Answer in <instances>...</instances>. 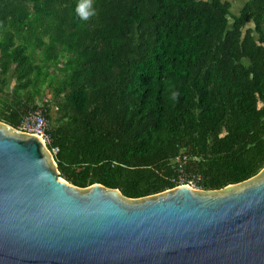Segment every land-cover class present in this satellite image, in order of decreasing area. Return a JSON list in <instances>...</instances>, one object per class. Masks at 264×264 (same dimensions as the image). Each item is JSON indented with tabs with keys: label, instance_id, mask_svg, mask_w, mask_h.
<instances>
[{
	"label": "trees",
	"instance_id": "1",
	"mask_svg": "<svg viewBox=\"0 0 264 264\" xmlns=\"http://www.w3.org/2000/svg\"><path fill=\"white\" fill-rule=\"evenodd\" d=\"M92 2L82 21L78 0H0V122L41 110L59 177L128 199L256 176L264 0Z\"/></svg>",
	"mask_w": 264,
	"mask_h": 264
},
{
	"label": "water",
	"instance_id": "2",
	"mask_svg": "<svg viewBox=\"0 0 264 264\" xmlns=\"http://www.w3.org/2000/svg\"><path fill=\"white\" fill-rule=\"evenodd\" d=\"M55 166L39 138L0 122V264H264V168L128 199Z\"/></svg>",
	"mask_w": 264,
	"mask_h": 264
},
{
	"label": "built area",
	"instance_id": "3",
	"mask_svg": "<svg viewBox=\"0 0 264 264\" xmlns=\"http://www.w3.org/2000/svg\"><path fill=\"white\" fill-rule=\"evenodd\" d=\"M50 123L45 118L41 110H37L32 113H28L26 116L22 118L19 125L15 130L17 132H20L22 134L30 135L39 138L46 146V143H50V138L47 135V130L49 129ZM52 159L53 156L57 154L58 149L53 148L52 150H48ZM54 161V159H53ZM55 163V162H54ZM183 179H180V185H183ZM186 186L192 185V182H188V184H185Z\"/></svg>",
	"mask_w": 264,
	"mask_h": 264
},
{
	"label": "clouds",
	"instance_id": "4",
	"mask_svg": "<svg viewBox=\"0 0 264 264\" xmlns=\"http://www.w3.org/2000/svg\"><path fill=\"white\" fill-rule=\"evenodd\" d=\"M75 12L82 21H88L97 15V11L93 7L92 0H78Z\"/></svg>",
	"mask_w": 264,
	"mask_h": 264
},
{
	"label": "rangeland",
	"instance_id": "5",
	"mask_svg": "<svg viewBox=\"0 0 264 264\" xmlns=\"http://www.w3.org/2000/svg\"><path fill=\"white\" fill-rule=\"evenodd\" d=\"M227 1H229V2L231 3V5H232V13H233V15H236V14L239 12V10H238V4H242L243 0H227ZM237 1H239V2H237ZM237 10H238V11H237ZM229 23L231 24V21H230ZM1 78H2V76H1V74H0V79H1ZM7 80H8V86L6 87L5 90H6L7 92H9L10 89H11V87L13 86V80H12L10 74L7 76ZM49 97H50V93L48 92V93H46V97H45V99L47 100V99H49ZM51 116H52L53 119L56 118V115H55V109H54V108L52 109ZM47 145H48V144L46 143V146H47ZM53 159H54V162H55V156H53ZM55 163H56V162H55ZM55 169H56V171H57V173H58L57 166H55ZM195 184H196L195 182H192V185H190L189 187L192 188L193 190H196V191H202V190L198 189V188L195 186Z\"/></svg>",
	"mask_w": 264,
	"mask_h": 264
},
{
	"label": "crops",
	"instance_id": "6",
	"mask_svg": "<svg viewBox=\"0 0 264 264\" xmlns=\"http://www.w3.org/2000/svg\"><path fill=\"white\" fill-rule=\"evenodd\" d=\"M237 2H239V1H237ZM245 3H246V0H243L242 4H238V10L241 9Z\"/></svg>",
	"mask_w": 264,
	"mask_h": 264
},
{
	"label": "bare ground",
	"instance_id": "7",
	"mask_svg": "<svg viewBox=\"0 0 264 264\" xmlns=\"http://www.w3.org/2000/svg\"><path fill=\"white\" fill-rule=\"evenodd\" d=\"M40 140V139H39ZM41 141V140H40ZM42 142V141H41Z\"/></svg>",
	"mask_w": 264,
	"mask_h": 264
}]
</instances>
